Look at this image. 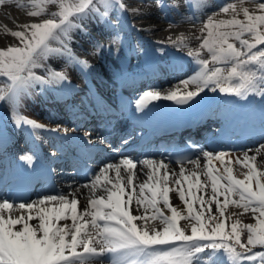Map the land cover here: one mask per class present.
Listing matches in <instances>:
<instances>
[{"label":"snow or ice","instance_id":"obj_1","mask_svg":"<svg viewBox=\"0 0 264 264\" xmlns=\"http://www.w3.org/2000/svg\"><path fill=\"white\" fill-rule=\"evenodd\" d=\"M172 3L177 6L176 0ZM6 4L27 9L31 17H46L18 24L20 30L0 29L19 40V46L0 47V77L5 78L0 86V102L10 103L16 122L34 130L45 125L21 114L22 97L33 84L68 79L65 72L55 71L42 61L58 55L67 57L69 63L88 67V61L80 59L69 47L74 30L87 32L80 21L92 14L106 17L114 7L142 14V9L129 8L124 0H0V7ZM49 5H55L56 10H49ZM191 6L202 9L204 0H194ZM230 12L228 19H214L220 13ZM241 13L243 19L238 18ZM205 30L207 34L199 47L188 51L196 65L193 74L179 80L166 94L144 93L138 106L158 99L187 103L208 88L240 97L253 94L264 98V47H258L264 45V0L225 3L219 13H213L204 22L201 31ZM245 34L250 38H243ZM231 38L239 41L241 47L231 43ZM169 39L177 46L187 45L190 40L183 33ZM54 41L61 47H51ZM102 47L97 41V51ZM203 49L210 60L202 56ZM39 68L45 69L46 77L36 74L34 69ZM62 131L67 133L68 129ZM200 151L206 170L201 169L199 156L190 161L194 165L192 170L181 167L178 174L167 171L163 160L122 157L118 163L104 164L87 184L79 186L93 194L97 189L104 192L89 198L83 210L79 207L77 188L71 193L40 195L31 202L16 203L0 197V264H99L102 257L109 264H264V159L257 164V158L264 157V144L254 150L246 149L242 158H235L248 170L243 179L234 175V161L229 153ZM250 152L254 154L249 155ZM22 159L31 163L34 157L26 154ZM214 160L220 162L222 171L213 165ZM138 164L150 169L147 179L139 185L135 182ZM160 169L166 171L158 176ZM202 174L207 178L204 181ZM173 176L175 191L185 207L183 212L171 204L173 189L169 182ZM182 181L187 182V191ZM146 190L150 196L145 195ZM201 191L203 194L197 195ZM161 202L166 209L160 207ZM133 203L142 215L132 214ZM230 205L243 213H253L255 223L242 224L237 218L229 228V216L225 213ZM166 210L170 215L165 214ZM33 220L37 223H31ZM137 220L143 221V226ZM156 220L163 227L149 230V221ZM181 220L188 221L190 234L180 226ZM90 228L95 230L94 234ZM245 231L246 240L242 241Z\"/></svg>","mask_w":264,"mask_h":264},{"label":"bare ground","instance_id":"obj_2","mask_svg":"<svg viewBox=\"0 0 264 264\" xmlns=\"http://www.w3.org/2000/svg\"><path fill=\"white\" fill-rule=\"evenodd\" d=\"M126 1L129 4L128 5L129 8L138 7L140 9H142V14H132L130 11L124 12V11H121L120 9H117L116 12L119 14H121L123 12L124 17H129L130 19H132L135 29H136V27H137V29L142 28V30L146 34H148L150 37H153L155 39L163 38L166 40H170L169 39L170 37L175 39V37H177L179 34L183 33L186 37L190 38L189 42L191 43V45L188 47L189 49H195L194 46L198 45L199 37L203 35V32L201 31V29H202L201 26L189 25V24H183V25L181 24L179 26H171L161 17V13L157 10L156 6L153 3L148 2L147 0H126ZM19 2L23 3L24 0H19ZM246 6H248L250 8L252 7V5H246ZM49 10L55 11L56 6H51V7L49 6ZM222 16H224V18L230 17L231 12L228 14L222 13ZM239 17H243V14L241 13V15ZM43 18H46V17H43V16L42 17H31V16L27 15V9L20 8L16 4H12V5L6 4L2 7H0V29L7 27L8 29H12V30H20L19 28H17L18 24L22 25V24L29 23L32 21L38 22V21L42 20ZM82 21H80V23H82ZM9 45L19 46V40L15 37L11 36V35L5 34L4 32L0 31V47H7ZM55 62L58 63V60H55ZM190 87H195V86H190ZM33 102H34L33 98L26 100V97L24 95L21 99V104L23 106L22 108L26 109V105H29V107L31 108L33 106ZM26 111H27V109H26ZM252 154H254V153H252V152L249 153V155H252ZM238 156L242 158L243 153H240L234 157L231 156V158L234 161L233 164L231 165V167H233L234 175H236L240 179H243L244 175L246 174V172L248 170L245 167L241 166V164H239V163H237L239 165V167L234 166V164L236 163L235 158ZM261 159H264V157H258L257 158V164L258 165L260 164ZM190 165H187L188 168H186V170H192L194 168V165H192V166H190ZM213 165L216 168H220L222 171V166H221L219 161L214 160ZM204 167H205V169H204ZM201 169L206 170L205 159H203V165H202ZM179 171H180V169L174 170L175 173H179ZM163 173H164V171H162L158 175H162ZM186 174H188V173L186 172ZM146 179H147V177H145V180ZM174 179H175V177H171L170 182H169V186L173 189V191L170 192L171 204L173 206H176L178 209H180L183 212V211H185V207L182 204V202L179 200L178 195L175 191L177 186L172 182V180H174ZM206 179H207L206 176H204L202 174L201 180L204 181ZM182 185H183L185 191H187V182L182 181ZM208 191L210 192V188L208 189ZM202 194H203L202 191L200 193H197V195H202ZM220 199L222 200L223 197H221ZM160 207L166 209V206L162 202L160 204ZM196 207H198V202H197ZM215 211H216V206H215V204H213V212H215ZM231 213H237L238 215L236 217H231L230 216ZM132 214L138 215V216L141 215L140 211H137V209L135 207H133ZM165 214L170 215V212H168L166 210ZM225 215L229 216L228 221L233 220V219H237V218L239 219L242 216H247L252 221L254 220L253 219V213H249V212L243 213L242 209L237 208L235 206H229ZM31 223L35 224V223H37V221L33 220V221H31ZM136 223L140 226H143L144 222L141 220H137ZM187 225H188L187 220H181L180 221V226L184 227L185 231L190 234V228L186 227ZM17 227H20V226L18 225ZM162 227H163V225L159 220L149 221V223H148L149 230H151L153 228L160 230Z\"/></svg>","mask_w":264,"mask_h":264}]
</instances>
